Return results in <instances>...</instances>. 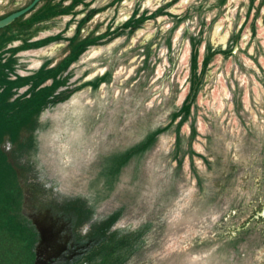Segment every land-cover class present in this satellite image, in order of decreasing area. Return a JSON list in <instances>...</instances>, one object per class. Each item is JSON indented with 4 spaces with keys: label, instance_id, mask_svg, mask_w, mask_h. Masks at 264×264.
Masks as SVG:
<instances>
[{
    "label": "rangeland",
    "instance_id": "374dc122",
    "mask_svg": "<svg viewBox=\"0 0 264 264\" xmlns=\"http://www.w3.org/2000/svg\"><path fill=\"white\" fill-rule=\"evenodd\" d=\"M55 1L0 28V54L63 29ZM231 3L190 25L76 14L0 57V264H28L16 220L40 225L33 264H264V5Z\"/></svg>",
    "mask_w": 264,
    "mask_h": 264
},
{
    "label": "crops",
    "instance_id": "0c3cea01",
    "mask_svg": "<svg viewBox=\"0 0 264 264\" xmlns=\"http://www.w3.org/2000/svg\"><path fill=\"white\" fill-rule=\"evenodd\" d=\"M58 1L60 0H56V2ZM69 1L71 0L68 1L64 0L63 2V4H65L66 9L69 8V6L67 7V3ZM79 1L80 4L77 7L79 9L78 11L79 13L77 14L78 19L85 15L87 16L89 14L98 17L101 15V13L109 14L108 12H110L111 10L114 14L116 12L115 8L117 7V5L127 3L128 5L127 7H129L128 10L129 11L132 10V12L134 11V18H132L131 15H125L124 16V19L126 20L125 22L129 21L130 25L138 23V27L142 26V24L146 20H149L151 17L156 18L158 17V15L163 16V14H161L162 11L173 13V15L171 14V18L173 20L175 19V22H179L180 20L178 18H181V16H183V19L185 21H188L190 25L191 23L194 22L202 23L205 20H210L212 17L214 18L216 15H218L219 6L221 4L223 5V7L228 6L230 2H232L231 5H236V6L245 5V4L249 5L250 7L254 5L257 6L264 5V0H177L175 2H170V3H163L165 1L161 3V0H79ZM212 6L215 7L217 11L214 10L212 14H209V9ZM123 8L124 7L121 6L118 9L123 10ZM65 12H69V11H65ZM70 16L71 14L69 15L67 21H65L63 29L57 30L56 26L51 25V30H47L48 28H46L45 29L46 33L40 36L39 35L36 36L35 32L29 33L28 36L24 38V45L22 43L21 45L23 46L18 44V47L15 48L14 50L21 52V50L26 51V49H35L34 46L38 48H46L49 47L54 42H56L55 39L57 41H62L68 37H72L73 33H71L70 31L67 32V28L71 26V23L77 20L69 19ZM108 21L109 20H107L105 24L108 23ZM36 28H38L37 30H39L41 26L39 25ZM71 28L69 29L72 30ZM96 28H98V26H96ZM53 35L55 36L53 37ZM18 52L15 54V57L18 58L17 61L19 62L22 53L20 54ZM27 53L31 55H35L34 53L36 52L27 51ZM46 54L48 55L49 53ZM6 67L7 70L9 69L11 71L12 65L9 64V66Z\"/></svg>",
    "mask_w": 264,
    "mask_h": 264
},
{
    "label": "trees",
    "instance_id": "16d2710c",
    "mask_svg": "<svg viewBox=\"0 0 264 264\" xmlns=\"http://www.w3.org/2000/svg\"><path fill=\"white\" fill-rule=\"evenodd\" d=\"M13 82L9 81V85L8 88H12L11 84ZM10 86V87H9ZM3 94H0V98H2ZM6 222L9 220H5ZM15 225L11 226L9 225V231H10V235L13 237H15V239H19L21 238V240L24 241V244L22 245V247L28 249V253L27 256H25V258L27 257L28 259L26 260L28 264H33L34 262V257H35V251H34V244L36 243L37 239H38V231L35 229V226L32 225L30 222L27 221H14ZM7 225L4 223H0V226Z\"/></svg>",
    "mask_w": 264,
    "mask_h": 264
},
{
    "label": "flooded vegetation",
    "instance_id": "af4514ba",
    "mask_svg": "<svg viewBox=\"0 0 264 264\" xmlns=\"http://www.w3.org/2000/svg\"><path fill=\"white\" fill-rule=\"evenodd\" d=\"M31 1H32V0H31ZM31 1H30V2H31ZM61 1L64 2V0H61ZM66 1H68V0H66ZM78 1H79V0H72V3L70 4L71 6H70L69 8H67V10H66V8H64L65 10H63V9H62V10H59V11H60L59 14H64V15H66V16H69V15L71 14V16H70V19H71V18L73 17V15L75 16L76 14L79 13V12H76V13L73 14V12H72V10H73L72 8H75V9H76V8L78 7V5L80 4V3H79L80 1H79V2H78ZM30 2H29V3H30ZM40 2H41V1H40ZM59 2H60V1H58V3H59ZM77 2H78V3H77ZM29 3H28V4H29ZM38 3H39V2H38ZM38 3H37V4H38ZM55 3H57V2L55 1ZM37 4H36V5H37ZM36 5H35V6H36ZM25 6H26V5H25ZM35 6H34V7H35ZM34 7H33V8H34ZM70 8H71V12L66 13L65 11H68ZM17 10H18V9H17ZM29 11H30V10H29ZM29 11H28V12H29ZM12 12H13V11H12ZM10 13H11V12H10ZM57 13H58V12H57ZM8 14H9V13H8ZM25 14H26V13H25ZM25 14H24V15H25ZM6 15H7V14H6ZM4 16H5V15H4ZM4 16H3V17H4ZM22 16H23V15H22ZM53 16H54V15H53ZM20 17H21V16H20ZM50 17H52V15H48L47 17H44V18H47V19H44V20H48ZM18 18H19V17H18ZM15 20H17V19H15ZM15 20H14V21H15ZM14 21H12V22H14ZM12 22H11L10 24H12ZM10 24H9V25H10ZM29 24H30V19H28V20H24L20 26L22 27V30H25V29L29 28ZM23 32H24V31H23ZM27 36H28V35H27ZM22 44L24 45V43H22ZM20 45H21V44H20ZM23 45H21V46H23ZM17 47H18V45H11V44H10L9 46H6V47L4 48L5 50H7V51H6V54H0V57H2V59H3V58L6 59V58L8 57V55H11V52H14V51H15L14 49L17 48ZM4 66H5V67H6V66H9L8 61H4Z\"/></svg>",
    "mask_w": 264,
    "mask_h": 264
},
{
    "label": "water",
    "instance_id": "95a60500",
    "mask_svg": "<svg viewBox=\"0 0 264 264\" xmlns=\"http://www.w3.org/2000/svg\"><path fill=\"white\" fill-rule=\"evenodd\" d=\"M40 1H42V0H32L26 6L20 8L18 10L13 11V12L5 15L4 17H1L0 18V28L10 24L12 21L17 19L18 17H20V16L24 15L25 13H27L29 10H31ZM33 225L35 226V229L38 231V234L40 235V232H42L41 228H40V225L36 221H34Z\"/></svg>",
    "mask_w": 264,
    "mask_h": 264
}]
</instances>
